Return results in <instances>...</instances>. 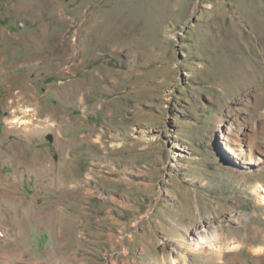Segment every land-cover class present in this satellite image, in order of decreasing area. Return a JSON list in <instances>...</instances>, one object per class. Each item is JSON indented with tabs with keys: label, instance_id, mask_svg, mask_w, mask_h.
<instances>
[{
	"label": "rangeland",
	"instance_id": "1",
	"mask_svg": "<svg viewBox=\"0 0 264 264\" xmlns=\"http://www.w3.org/2000/svg\"><path fill=\"white\" fill-rule=\"evenodd\" d=\"M263 197L264 0H0V264H264Z\"/></svg>",
	"mask_w": 264,
	"mask_h": 264
},
{
	"label": "bare ground",
	"instance_id": "2",
	"mask_svg": "<svg viewBox=\"0 0 264 264\" xmlns=\"http://www.w3.org/2000/svg\"><path fill=\"white\" fill-rule=\"evenodd\" d=\"M239 146L242 149V151L241 150L240 151L241 152H244L246 154V157L247 158H245V160L246 159L251 160L252 159V156H251L250 150H245L243 147H241V144H239ZM228 153H229V155H233V156L236 155V151H234L231 147H230ZM237 156L240 157V154L237 155ZM261 201H264V197L261 198ZM193 237H194L193 241H194V245H195L194 247L196 249L204 248V245H206V246H209L212 249L213 248L216 249L215 251H217L218 254H221V252H220L221 251V248L219 246H217V243H218L217 231L212 226L205 227L204 225L201 224L198 228L195 229L194 236ZM234 249H236L235 246L234 247H231V250H234ZM257 252L258 253H261V252L263 253L264 252V249L260 248Z\"/></svg>",
	"mask_w": 264,
	"mask_h": 264
}]
</instances>
